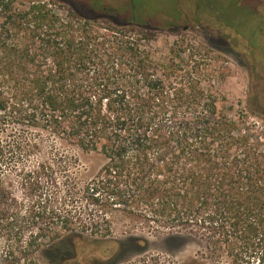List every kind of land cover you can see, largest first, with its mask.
<instances>
[{"label":"trees","instance_id":"1","mask_svg":"<svg viewBox=\"0 0 264 264\" xmlns=\"http://www.w3.org/2000/svg\"><path fill=\"white\" fill-rule=\"evenodd\" d=\"M142 5L98 10L135 15ZM232 7L245 20L253 14L243 4L226 10ZM97 12L54 0H0V162L28 160L44 137L105 159L83 185L70 162H60L62 153L20 169L22 186L37 193L30 214L48 216L47 233L37 228L23 247L18 229L4 262L33 264L31 253L77 236V227L96 234L100 222L79 220L87 206L103 214L106 235L116 216L133 217L166 239L193 237L234 264H264V140L247 117L219 109V72L201 63L208 50L175 41L156 60L154 35L102 22Z\"/></svg>","mask_w":264,"mask_h":264},{"label":"rangeland","instance_id":"2","mask_svg":"<svg viewBox=\"0 0 264 264\" xmlns=\"http://www.w3.org/2000/svg\"><path fill=\"white\" fill-rule=\"evenodd\" d=\"M54 1L74 10L93 6L98 11L95 17L102 22L115 27L125 26L128 22L127 27L154 35L149 49L156 60L166 59L175 41L183 42V47L188 50L200 46L207 49L201 63L219 72L214 81L219 94V109L234 119L239 114L247 117L254 124L257 137L264 140V0H240V4L252 10L253 14L248 20L237 14L229 19L226 9L233 6L235 0H210L212 4L209 0H138L143 3L142 12L135 15L128 11L116 15L109 10H98L103 6L111 10L122 8L133 0ZM130 21L148 24L136 27L129 25ZM53 153L65 154L66 158L60 162H70L79 185L91 181L105 162L98 152L84 151L50 137L43 138L40 150L28 160L0 162V264H6L4 253L11 246L15 247L13 240L18 229L24 232L23 241L19 243L24 247L33 244L32 238L39 233L37 228L43 229L48 221V216L34 218L36 209L30 214L29 208L37 193L22 186L19 171L35 168L44 163L41 162L43 158ZM58 179L62 180L60 177ZM45 187L46 184H43V199L50 196V191ZM62 197L60 194L58 200ZM56 206L58 203H54L53 209ZM102 217L103 214L93 215L87 206L81 208L79 220L82 224H89L93 220L100 222L94 231L96 234L77 227V236L62 243L41 245L35 251L30 247L34 251L31 253L32 263L234 264L223 254H210L204 244L193 237L175 232L173 234L178 237L166 239L169 234L144 229L137 223L138 220H132L133 217L121 219L116 216L110 233L106 235L108 228ZM43 233H47L45 229Z\"/></svg>","mask_w":264,"mask_h":264},{"label":"flooded vegetation","instance_id":"3","mask_svg":"<svg viewBox=\"0 0 264 264\" xmlns=\"http://www.w3.org/2000/svg\"><path fill=\"white\" fill-rule=\"evenodd\" d=\"M240 2H241L240 0H237V1L235 2V4H236V5H240ZM233 8H234V7L230 8L229 10H227L228 14L230 15V16H229V19H230V20L234 18V17H233L234 15L236 16V13L234 14V13L232 12ZM230 13H231V14H230ZM224 14H225V11H224Z\"/></svg>","mask_w":264,"mask_h":264}]
</instances>
